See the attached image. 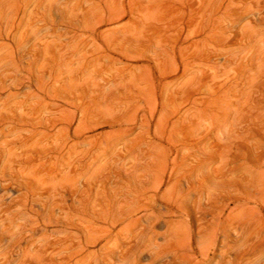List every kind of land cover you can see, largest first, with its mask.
<instances>
[{
	"label": "rangeland",
	"instance_id": "1",
	"mask_svg": "<svg viewBox=\"0 0 264 264\" xmlns=\"http://www.w3.org/2000/svg\"><path fill=\"white\" fill-rule=\"evenodd\" d=\"M100 1L0 0V8L10 2L14 6L5 9H11L10 15H5L3 19L0 17V68L6 62H15L21 67L20 76L25 79L24 86L31 85V88L24 87L19 91L12 89L18 94L14 98L7 99V91L0 98V111L3 109L5 116L12 117L15 114L19 122L17 126H0V163H7L9 159L15 162H11L16 167L12 170V176L19 173L17 176L21 180L17 181L19 178L15 176L17 180L14 178L16 182L11 184L14 189L20 184L22 189L26 187L24 191L29 190L33 182L32 195L31 190L26 193L21 190L20 197H29L25 200L22 198L23 202L28 199L29 207L34 197L38 205L35 209L42 212L40 225L50 222L53 224L50 229L55 231L59 229L56 226L59 221V224L66 222L67 227L72 228L71 233L61 237H70L75 233L83 235V229L87 227L93 231L106 228L105 225H96V222L106 210L108 199L114 202L115 196L118 198L119 194L130 197V178L143 175L145 164L162 157L164 146L167 145L165 142L154 140L149 144L151 147L141 144L154 137L155 122L148 136L144 135L147 129L141 127L139 121L121 127L113 122L132 118L136 111L139 117L143 114L148 117L153 109L151 107L156 104L160 111L163 103L168 102L160 96L161 87L165 84L169 85L168 94L175 98L178 93H182L181 87L177 85L192 78L201 79L196 82H202L205 78L207 85L202 82L203 88L198 90L204 96L219 92L216 93L219 99H224L228 93L222 92L231 88L229 95L225 96L230 104L227 113H231L232 118L228 114L226 135H231L233 128L237 131L245 125L238 126L239 121L234 120L237 117V104L248 98L246 93H250V99H257L256 104H251L257 105L260 113L264 114V27L256 25L252 40L243 41L239 49L234 48L239 35L233 37L235 33L231 32V24L214 21L208 16L210 14L203 15L200 0L190 3L193 10H200L190 25L189 18L185 16L174 18L169 14L156 12L154 15L146 11L141 15H128L119 23L98 26L100 21L95 14L100 7L105 6L99 4L105 3V0ZM49 9L52 14L49 12L47 15ZM92 10L94 14L90 13ZM248 23L249 20H244L238 28L248 26ZM113 30L127 33L110 39L103 34ZM192 40L199 42L197 46L191 44ZM26 79L31 80L27 82ZM151 80L157 87L155 95L150 94V84H147ZM230 84L231 87H228ZM194 94H197L194 98L200 97V94ZM177 102L176 108L179 107L181 113L190 105L187 99H178ZM220 105L211 107L215 112H212L213 115H221L218 112ZM28 118L36 122L29 120L36 125L33 127L35 134L31 137L32 126L28 121L27 126L22 123V119L25 122ZM254 134L257 135L256 132ZM213 136L211 139L215 140ZM252 136L249 138L250 143H256L257 139ZM200 141L202 146H198L199 149L208 143L203 132ZM260 151H264V148ZM187 153L189 151H183V155ZM234 153L238 154L236 150ZM233 161L231 159L228 176L236 179L244 171L237 168L242 161L237 158ZM14 170L19 172L14 173ZM11 193L7 196H13L14 193ZM13 205L11 211L19 208ZM66 223L63 225L66 226ZM27 234L24 232L23 236ZM51 234L50 231L43 232L36 238L43 239ZM105 244L106 240H101L96 250ZM248 257L252 259L255 256Z\"/></svg>",
	"mask_w": 264,
	"mask_h": 264
},
{
	"label": "bare ground",
	"instance_id": "2",
	"mask_svg": "<svg viewBox=\"0 0 264 264\" xmlns=\"http://www.w3.org/2000/svg\"><path fill=\"white\" fill-rule=\"evenodd\" d=\"M108 1L110 0L99 3L105 6L100 7L95 14L100 21L98 26L103 23H119L128 15L134 16L138 13L141 15L146 11L147 14L155 13L154 15L156 12L157 14H169L174 18L185 16L189 18L190 25L196 20L199 11L204 10L203 15L210 14L208 16L213 20L231 24V32L235 33L233 37L236 38L239 35L234 48L239 49L243 41L252 40L256 25L264 27V0H200V10H193L190 5L193 0H114L115 2L110 4ZM11 2L5 4L4 8H0L1 19L5 15H10L9 10L11 9H5L12 6ZM176 3L179 7H176ZM93 10L90 13L94 14ZM47 12V15L49 12L52 14L50 9ZM55 13L58 15L57 12ZM11 15L13 17V14ZM244 20H249L248 26L238 28ZM95 31L93 30V33H96ZM124 33L127 32L113 30L103 34L110 39L118 38ZM198 43L193 41L191 44L197 46ZM122 54L125 55V53ZM262 58L264 62V55ZM3 65L0 68V98L6 91L9 92L7 99L18 95L12 89L19 91L24 87L31 88V85L24 86L25 79L21 77L22 75L20 76L22 70L19 65L13 61ZM204 79L202 82L206 86ZM200 80L192 78L185 83H180L181 85L178 84L182 93H175L176 98L168 94L169 85L165 84L161 87L160 96L168 102L163 103L160 111L157 110L155 100L156 106L151 107L153 109L148 117L146 114L139 117L136 111L131 116L132 118H121L123 120L113 122L121 127V125L127 126L131 122L134 124L139 121L140 126L147 129L145 136L150 134L152 124L155 122L154 137L149 142L141 144L151 147L149 144L157 140L167 145L164 146L161 158L144 165L143 175L130 178L132 179V181L129 180L131 183H129L130 188L128 187L130 197L119 194L118 198L115 196L114 202L108 199L109 204L107 208L105 207L106 210L101 212L102 214L99 213V222H96V225H105L106 228L101 227L93 231L87 227L83 229V235L75 233L70 237H61V235L72 232V228L67 227L66 222H64L65 226L64 223L59 224L58 221L56 226L59 229L55 231L50 229L53 227L50 222L40 225L42 212L35 209L38 205L34 197H30L32 204L29 207L28 199L24 202L22 199L25 200L28 196L20 197L26 187L22 189V185L19 184L18 188L14 189L11 185H14L12 182H16L15 176L19 174V171L14 170V173L18 174L12 176V170L16 167L11 162H15L9 159L10 165L8 162L0 163V264H264V151H260L264 148V114L260 113L257 105L251 104L257 99H250V93H246L248 98L237 104V117L234 120L239 121L238 126L245 124L246 127L244 125L237 131L233 128L230 131L232 134L226 135L225 132L229 125L227 124L228 117L231 113H227L230 104L225 96L229 95L231 88L222 92L223 94L228 93L224 99H219V94H216L219 92L215 95L208 93L209 95L204 96L205 94H200L198 91L203 85L202 82H196ZM147 84H150V94L155 95L157 87L154 82L151 80ZM228 87H231V84ZM194 92L200 94V97L194 98ZM212 96L216 98L212 99ZM178 99H187L191 107L189 105V108L187 107V110L181 113L179 107L176 108V103H179ZM181 104L178 105L181 106ZM198 104L202 106L199 107ZM219 104L221 105L220 108L218 107V112H221V115H213L214 109L211 107ZM2 110L0 111L1 127L15 126L19 123L14 117L15 114L12 117L5 116ZM23 120L22 123H26V126L28 121L32 128L36 127L35 119L28 118L25 122ZM29 120H33L34 123ZM204 123L207 126H204ZM30 132L31 137L35 134L34 128ZM202 132L208 143L199 149L202 146H200L201 141L199 142ZM255 132L257 135L254 134ZM212 136L215 140L211 139ZM251 136L257 139L256 143H250ZM235 150L238 152L236 155ZM183 151H189V153L183 155ZM236 158L242 161L237 168L244 173L242 172L241 176L235 179L228 176V170L231 159L234 162L233 159L236 160ZM19 180L21 179L17 181ZM32 183L29 190L33 187ZM29 190L25 191L30 192ZM8 193L13 196H7ZM11 204L19 208L11 211ZM118 226H120L119 229ZM73 229L77 230L75 227ZM117 229L118 231L115 232ZM48 231L52 234L43 239L36 238L38 234ZM24 232L28 233L27 236H23ZM103 239L106 240V244L96 250ZM249 255L255 257L249 259Z\"/></svg>",
	"mask_w": 264,
	"mask_h": 264
}]
</instances>
